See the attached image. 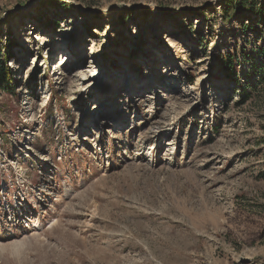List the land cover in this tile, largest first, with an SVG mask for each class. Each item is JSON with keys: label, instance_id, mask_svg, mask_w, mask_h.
<instances>
[{"label": "rangeland", "instance_id": "obj_1", "mask_svg": "<svg viewBox=\"0 0 264 264\" xmlns=\"http://www.w3.org/2000/svg\"><path fill=\"white\" fill-rule=\"evenodd\" d=\"M232 1L0 0V264H264V0Z\"/></svg>", "mask_w": 264, "mask_h": 264}, {"label": "trees", "instance_id": "obj_2", "mask_svg": "<svg viewBox=\"0 0 264 264\" xmlns=\"http://www.w3.org/2000/svg\"><path fill=\"white\" fill-rule=\"evenodd\" d=\"M254 0H234L228 4V8L225 10V13H228L233 8L232 6H235L239 9V11H243L245 8H248V10L252 12H256L255 3ZM14 46L11 44L6 45L5 48V56L7 57L5 60H3L2 64L0 65V92L3 90H10L11 89V81L13 80V72L11 68L8 65L7 59L8 57H12V49ZM258 53L260 55H264V46L262 48L257 49ZM218 62L220 65L221 70H223L226 73L227 77L230 78H237V71H234L235 67L237 66V63L241 62L238 53H229L219 56ZM259 74L261 76V82L259 83V86L264 83V67H259ZM234 76V77H233ZM258 87H254L252 93H248L245 95V100H249L253 97Z\"/></svg>", "mask_w": 264, "mask_h": 264}, {"label": "bare ground", "instance_id": "obj_3", "mask_svg": "<svg viewBox=\"0 0 264 264\" xmlns=\"http://www.w3.org/2000/svg\"><path fill=\"white\" fill-rule=\"evenodd\" d=\"M62 36H68V34L67 33H63L62 35H61V37ZM44 47H46V46H44ZM65 58L64 57H62L61 58V60H60V63L58 64V66H60V69L58 70V72H57V74H59L60 73V71H62V69H63V67L65 66V60H64ZM100 77V76H99ZM104 77V76H103ZM90 80H92L91 78L88 80V81H90Z\"/></svg>", "mask_w": 264, "mask_h": 264}]
</instances>
